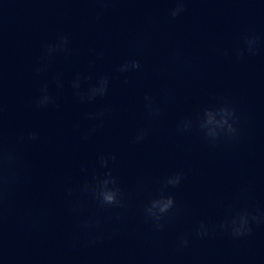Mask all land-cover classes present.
Returning <instances> with one entry per match:
<instances>
[{
	"label": "clouds",
	"instance_id": "obj_1",
	"mask_svg": "<svg viewBox=\"0 0 264 264\" xmlns=\"http://www.w3.org/2000/svg\"><path fill=\"white\" fill-rule=\"evenodd\" d=\"M175 7L169 9V16L172 19L179 17L185 11L186 0H174ZM244 43L247 45V50L251 54H256L258 38L255 35H245L243 37ZM68 38L67 36L58 37L55 45L46 46L47 53L49 55L54 52L61 51L67 52ZM237 56H243V51L238 49L236 52ZM141 63L139 60H125L118 67L120 73H126L129 71L139 70ZM79 77L77 82L74 83L75 88H79ZM108 77H100L97 85L92 86L89 91L85 93H77L81 101H91L97 96H104L108 91ZM42 95L37 100V107L47 106L49 103H53V98L48 94L47 86L41 89ZM146 101H149L145 106L150 110V114L153 116L159 115V110L152 107L151 97L146 96ZM107 111V110H106ZM104 112L96 113L91 118L103 119ZM219 116V119H216ZM238 117L234 109L222 106L218 109L205 108L203 110V117L199 120V127L204 131L205 136L209 139L212 144H215L220 138L224 139H235L239 136L238 128ZM187 128L189 125L184 124ZM91 131H94L91 130ZM146 131L141 130L136 136V142L139 143L146 136ZM38 138V134L32 132L29 134L27 139L35 141ZM24 137H20L23 140ZM115 159V157H111ZM99 161L102 167H107L108 160L104 156L99 157ZM15 165L14 155L7 149L3 142L2 133H0V207L3 205L6 192L8 188L15 182V174L13 171ZM94 184H85L83 186L84 191H90L93 198L98 202L100 207H123V198L120 188L117 185V180L113 177L111 170L109 169L104 173L103 178L93 177ZM183 179L182 173H174L167 177L162 185L160 195L149 201L148 205L144 208L146 217L153 223L157 231L162 230L164 227L163 221L169 216L170 213L178 211L176 208L175 199L171 194H164V190L169 186L177 187ZM94 223L99 221H85L80 225L83 229H89ZM264 223V213H254L248 210H242L236 212L230 218H227L224 223L216 226H212L211 230L219 228L223 232H227L233 238H243L251 235L252 225ZM210 228L201 222L195 231L197 237H206L209 235ZM104 236L102 233L97 234L90 243H96L97 241L103 240ZM179 246L187 247L189 244V236L187 234L178 237Z\"/></svg>",
	"mask_w": 264,
	"mask_h": 264
}]
</instances>
